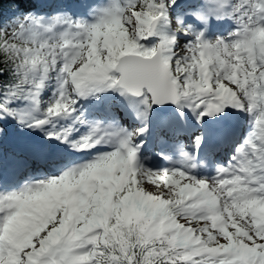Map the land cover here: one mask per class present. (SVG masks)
I'll return each mask as SVG.
<instances>
[{
	"label": "snow or ice",
	"instance_id": "obj_1",
	"mask_svg": "<svg viewBox=\"0 0 264 264\" xmlns=\"http://www.w3.org/2000/svg\"><path fill=\"white\" fill-rule=\"evenodd\" d=\"M223 22L234 28L212 35ZM4 73L0 141L10 119L77 152L112 150L0 193V264H264V0H109L90 20L17 8L0 22ZM109 91L145 119L164 104L197 123L232 109L250 131L212 176L193 174L205 161L183 144L182 168L153 170L138 155L146 125L102 128L77 107Z\"/></svg>",
	"mask_w": 264,
	"mask_h": 264
},
{
	"label": "rangeland",
	"instance_id": "obj_2",
	"mask_svg": "<svg viewBox=\"0 0 264 264\" xmlns=\"http://www.w3.org/2000/svg\"><path fill=\"white\" fill-rule=\"evenodd\" d=\"M75 0H72V1H70V2H64V1H60L59 2V5H58V7L56 8V9H54L53 10V12L51 11V12H49V13H44L45 14V16H51V15H54L56 12H58V11H60V10H66L67 12H68V14L69 15H71L72 17H73V19H84V17L82 16V14L79 12L80 11V9H79V5L80 4H77L76 3V7H77V9L76 10H70L71 8H73V5H72V3L74 2ZM92 1V3H87V2H91ZM80 3H83L82 2V0H80ZM86 4V6L85 7H87L89 10V12H91V10L92 9H99V8H101V7H105V6H107V4L109 3V0H86V2H85ZM85 7L83 8V9H85ZM92 16H93V14H92ZM213 34H215V32L213 33ZM111 91H109V92H106V93H103V94H101L100 95V98L101 97H103V100L101 101V103H100V105H102V104H104V103H107V100L108 99H110L111 97H112V94H109ZM98 99H96V98H92V101H94V103L97 101ZM116 103H117V106L118 105H121V104H125L126 105V107H127V112H129V113H131V112H133V116H134V121H135V123L131 126V128L130 129H128L127 127H126V125H127V123H128V121L126 120V122H125V125H123L122 124V122L121 123H119L117 126L119 127V126H124V128H125V130L126 131H128V132H131V131H133L134 129H136V128H138V127H143V126H145V124H146V126L148 125L147 124V120H148V118H144V116L141 114L142 113V105L141 106H134L135 105V103H132V102H130V101H128V100H121L120 102H118V101H116ZM129 103H132V106L131 107H129ZM108 107V106H107ZM110 108V107H109ZM111 109H114V107L113 108H111ZM149 114H151V110L147 113V117H148V115ZM183 114H184V116L187 118V116H190L189 118H191V120L195 123V124H197V122H196V120H195V118L193 117V115H192V113H191V111L189 110V109H187V108H184L183 109ZM235 116H237V115H235ZM237 118L240 120V128L242 129L241 131V133H240V135H243V134H247V133H244V125H245V121H246V119H248L247 118V116L246 115H244V116H237ZM169 118H167L165 121H163V124L164 123H168L169 121H170V119L168 120ZM218 119H221V117H218ZM92 122V121H91ZM98 122V121H97ZM171 122V121H170ZM3 123V127L5 128V130L9 127L8 125H7V122H5V121H3L2 122ZM61 123H68L67 121H62ZM110 122H104V124H109ZM159 125L161 124V123H158ZM250 126V125H249ZM147 129H149L148 128V126H147ZM13 130H14V128H13ZM29 130V129H28ZM36 133L37 134H40L41 132H39V131H36ZM4 134H5V132H4ZM194 134V133H193ZM19 135V134H18ZM197 136H200V132L198 131V129L195 131V137H197ZM18 137H20V136H18ZM21 137L23 138V139H25V140H27L26 139V136H24V135H21ZM141 138H142V142H144V140H145V138H146V136L144 135V136H141ZM138 141V140H137ZM5 167V164H3V162H2V160H1V157H0V170H3V168ZM146 187L149 189V190H153V191H156V190H158V189H156L153 185H151V184H148V185H146Z\"/></svg>",
	"mask_w": 264,
	"mask_h": 264
},
{
	"label": "trees",
	"instance_id": "obj_3",
	"mask_svg": "<svg viewBox=\"0 0 264 264\" xmlns=\"http://www.w3.org/2000/svg\"><path fill=\"white\" fill-rule=\"evenodd\" d=\"M59 0H27L24 3H17L16 0H0V22L6 23L12 17L17 8L22 10H35L42 3H50V6L55 5ZM22 2V0H21ZM0 78L7 80L8 74H0Z\"/></svg>",
	"mask_w": 264,
	"mask_h": 264
},
{
	"label": "bare ground",
	"instance_id": "obj_4",
	"mask_svg": "<svg viewBox=\"0 0 264 264\" xmlns=\"http://www.w3.org/2000/svg\"><path fill=\"white\" fill-rule=\"evenodd\" d=\"M135 105H138L139 103L138 102H134ZM227 113H229V111L231 112L232 109H226L225 110ZM179 114H181V112L177 109V107L175 106L174 110L169 114V118H175L176 116H178ZM223 115V114H222ZM226 117V115H224V118ZM216 119H213V120H205L203 121L204 123V126L207 127L208 129L209 128H212V127H217L218 124L214 121ZM207 125V126H206Z\"/></svg>",
	"mask_w": 264,
	"mask_h": 264
},
{
	"label": "water",
	"instance_id": "obj_5",
	"mask_svg": "<svg viewBox=\"0 0 264 264\" xmlns=\"http://www.w3.org/2000/svg\"><path fill=\"white\" fill-rule=\"evenodd\" d=\"M174 105L172 104H164L160 106H153L154 109L161 111L162 113H168Z\"/></svg>",
	"mask_w": 264,
	"mask_h": 264
}]
</instances>
